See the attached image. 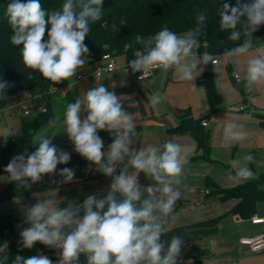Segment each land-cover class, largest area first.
I'll return each mask as SVG.
<instances>
[{"label": "clouds", "instance_id": "clouds-1", "mask_svg": "<svg viewBox=\"0 0 264 264\" xmlns=\"http://www.w3.org/2000/svg\"><path fill=\"white\" fill-rule=\"evenodd\" d=\"M103 0H65L61 10L48 12L41 0H12L5 9V17L12 28L11 43L21 46L24 65L39 72L53 84L74 79L85 67L89 48L85 39L90 24L103 15ZM219 28L229 32L228 40L243 43L225 48L223 56L233 63L237 80L245 91L264 89V55H251L253 34L264 25V0H236V5L224 2L218 9ZM206 12L196 16V24L188 31L177 34L165 27L146 39L138 37L143 51H138L128 63L132 72L145 74L154 69L173 70L181 81L193 82L216 57L209 52L198 53L200 37L204 33ZM126 21H121L125 24ZM47 34V39L45 35ZM198 65L200 66L198 68ZM8 81H0V100H6ZM54 89V88H53ZM55 90V89H54ZM235 89L224 85V95L231 97ZM162 96L154 92L149 98L159 104ZM137 116L125 110L122 98L102 83L91 87L75 102L68 103L63 113V132L68 135L74 151L95 165V171L111 178L105 195H87L83 202L68 201L59 207L49 196L25 207V223L30 225L20 232L23 248L32 249L39 242L59 249L54 262L47 255H16L12 264H177L184 245L182 237H162L170 231L167 220L182 198L180 186L186 157L182 145L169 140L163 144H146L136 149ZM251 120L252 114H246ZM61 123L60 116L48 121V127ZM99 131L113 134V141L104 151ZM15 133L3 129L6 143ZM56 135V134H55ZM54 135L37 134L30 154L14 156L4 171L9 181L21 187L40 182L44 176L57 174V166L68 164L71 154L53 144ZM249 133L236 119L229 120L223 129L225 146L248 139ZM254 161L245 154L233 163L227 179L233 182L255 179L248 167ZM124 165L117 174V168ZM143 172L155 183L142 188L138 174ZM68 183L74 179V169L64 167L58 173ZM147 193V198H145ZM157 193L159 196H157ZM56 201H58L56 199ZM8 243L0 245V255L7 260Z\"/></svg>", "mask_w": 264, "mask_h": 264}, {"label": "crops", "instance_id": "crops-1", "mask_svg": "<svg viewBox=\"0 0 264 264\" xmlns=\"http://www.w3.org/2000/svg\"><path fill=\"white\" fill-rule=\"evenodd\" d=\"M250 54L264 55V45L251 46ZM219 60L220 64L215 67L213 65L212 68L218 93L226 109L224 111L215 113L211 111L206 90L200 84L204 72L190 82L181 81L179 74L171 69H159L150 80H143L140 79L139 72L133 73L127 66L125 56L118 57V68L113 73H107L101 78L91 76L79 83L72 79L67 84L70 88L69 93L66 96L55 97L54 108L56 113L63 114L68 103L75 102L78 96L99 83L114 91L122 98L125 110L137 116L134 148L139 149L149 143L159 145L169 140L182 145V152L186 157L180 186L182 198L176 202L177 211L170 215L167 227L173 229L222 216L217 235L208 241L211 249L210 259L214 264H264V251L254 252L241 243L244 238L264 235V222H254L255 219H264V202L257 204L256 213L252 218L244 219L233 212L238 200H222L220 195L211 193L207 188L208 179L222 189H232L242 184L244 181L228 180L226 174L233 170V163L245 154L254 156V161L248 167L255 176L264 174V127L261 119L257 117L264 116V89H254L251 93L245 91L243 76L241 74V82H238L233 63L223 55ZM88 69L93 71L95 65H91ZM225 84L235 89L231 97L223 94ZM154 92H159L162 96L161 102L156 105L149 103V98ZM242 107L245 108L241 110ZM187 112H190L195 119L208 123L207 127L203 126L211 135L208 156L204 155L203 149L192 136L171 133V129L179 124L180 118ZM248 113L257 115L252 114V119L249 120L246 119ZM233 118L237 123L244 125L249 136L243 142L225 146L223 129ZM18 121L21 123V120L12 119L0 121V129L3 131L5 128H10L12 131H17L21 128ZM47 134L54 135L52 141L58 149L67 151L71 155L78 154L74 151L68 135L63 132L62 121ZM109 134L111 144L113 134ZM120 166L124 167V165ZM74 171V179L61 187L50 182L45 183L33 189L29 196L16 197L3 203L0 208L1 214L25 218V207L34 205L38 199H46L49 196L57 203L60 201L59 207L63 208L67 206L68 201L82 202L87 195L102 196L107 193L111 183L110 177L99 173L97 177L84 179L78 170L74 169ZM233 174H235L234 170ZM138 180L145 189L155 183L143 172L138 174ZM10 182L7 173L0 175V191L5 190ZM212 249L217 251L213 252Z\"/></svg>", "mask_w": 264, "mask_h": 264}, {"label": "trees", "instance_id": "trees-1", "mask_svg": "<svg viewBox=\"0 0 264 264\" xmlns=\"http://www.w3.org/2000/svg\"><path fill=\"white\" fill-rule=\"evenodd\" d=\"M11 2L12 0H0V81H8L10 84V87L6 89L8 98L27 91L41 94L43 100L47 102L48 111L22 119L21 128L13 131L15 135L10 136L6 143L3 135H0V175L6 173L4 169L14 156L30 154L36 150L38 145H33V138L37 134H44L46 129L53 128L48 127V121L51 118L60 116L61 121L63 120V114L56 113L54 108V100L58 95L49 93V87L53 83L46 80L39 72L26 67L20 54L22 45L16 46L11 43L10 37L13 32L4 15L7 4ZM21 2L26 3L27 0H21ZM64 2L65 0H41L42 6L48 12L61 10ZM224 2H229L232 6L236 5V0H103L102 18L90 24V32L85 39L89 55L82 69L90 64H99L107 53H112L117 57L125 56L129 63L138 51H143V44L138 41V37L146 39L165 27L177 34H182L195 26L196 16L202 11L206 12L207 20L204 33L200 37L198 53L202 55L204 52H209L216 58H220L225 48L238 46L244 40L243 36L237 41L228 40L230 33L220 30L218 9ZM246 2H251V0H246ZM121 21H126V23L121 24ZM45 39H47V34ZM262 45H264V25H261L253 34L252 43L253 47ZM212 66L210 63L205 67L200 84L206 90L211 111L215 113L226 109L218 93ZM71 80L61 83L69 84ZM257 117L261 119L264 127V116L258 115ZM202 123V120L195 119L190 112H187L180 118L179 124L171 129V133L192 136L203 149L204 155L208 156L211 135ZM47 135L50 136V134ZM98 135L104 142L110 143L109 132L99 131ZM86 162L87 160L79 154H73L68 164L57 166V174L54 176L46 175L40 182L31 184L29 187H21L16 182H10L5 190L0 191V208L3 203L16 197L29 196L32 190L39 185L49 183L55 177H59L60 169L68 167L80 171ZM207 188L211 190V193L220 195L222 200H238L233 212L244 219L252 218L256 213L257 204L264 202V174L244 181L232 189H222L208 179ZM221 220L222 216H219L173 228L162 239L170 240L173 235L182 237L184 245L181 255L193 261L194 264H204L205 260L211 258L208 241L217 235ZM24 221L25 218L3 215L0 211V245L8 243L6 253L8 258L4 260L0 255V264H12L16 255L25 258L31 255H47L55 260L54 251L39 242L32 249L23 248L20 232L30 226ZM81 264H86L83 256Z\"/></svg>", "mask_w": 264, "mask_h": 264}, {"label": "built area", "instance_id": "built-area-1", "mask_svg": "<svg viewBox=\"0 0 264 264\" xmlns=\"http://www.w3.org/2000/svg\"><path fill=\"white\" fill-rule=\"evenodd\" d=\"M216 61L217 62L215 65L220 64L219 58H216ZM91 65H95V69L93 71L88 69ZM117 68H118V57L112 53H107L102 57L99 64H90L85 69H82L79 73H77L74 80L75 82L79 83L88 79L91 76L101 78L107 73H113ZM158 70L159 69L151 70L149 73L145 74L142 79L150 80ZM142 75L143 73L139 72V77H141ZM69 91L70 88L67 84H60V83L51 84L49 87V93L52 95L66 96L69 93ZM7 99H9V104L6 107L0 108V121H4L6 119L22 120L24 118H28L38 113H46L48 111L47 102H45L43 100V96L38 93H34L30 91L21 92ZM2 103H0V105H2ZM244 108L245 107H242L241 110H243ZM203 126L207 127L208 123L204 121ZM109 144H110L109 142L108 143L104 142V149H103L104 151H107V147ZM121 168H122L121 166H118L117 171H120ZM88 169H89V162L87 161L86 164L79 171L82 178L90 179L93 177H97L99 175V172L95 171V165L91 166L92 169L91 171H89ZM62 179H63L62 177H58L53 179L50 183L57 187H61L64 184L61 183ZM157 196H159L158 193ZM254 222L261 223L264 222V219H255ZM241 243L243 245L250 247L251 250L254 252L264 251V235H260L254 238H244L241 240ZM213 246L214 245H211V247ZM188 262L189 260L182 255L178 258V264H189ZM204 264H214V261L211 259H207L205 260Z\"/></svg>", "mask_w": 264, "mask_h": 264}, {"label": "rangeland", "instance_id": "rangeland-1", "mask_svg": "<svg viewBox=\"0 0 264 264\" xmlns=\"http://www.w3.org/2000/svg\"><path fill=\"white\" fill-rule=\"evenodd\" d=\"M3 105H2V107H6L8 104H9V99H6L3 103H2ZM18 124H21L19 121H18ZM17 127H19V125H17ZM49 132V130L48 129H46L45 131H44V133H48ZM0 134L1 135H3V131L0 129ZM50 248V247H49ZM55 253H56V259L55 260H53L54 262L58 259V256H57V253L59 252V250H57V249H53V248H51ZM214 249V248H213ZM213 249H212V251H213ZM214 251H217V250H214ZM213 251V252H214ZM213 258V257H212ZM189 264H194V262L193 261H191V260H189V262H188ZM177 264H178V260H177Z\"/></svg>", "mask_w": 264, "mask_h": 264}, {"label": "water", "instance_id": "water-1", "mask_svg": "<svg viewBox=\"0 0 264 264\" xmlns=\"http://www.w3.org/2000/svg\"><path fill=\"white\" fill-rule=\"evenodd\" d=\"M4 100H0V103H2Z\"/></svg>", "mask_w": 264, "mask_h": 264}]
</instances>
